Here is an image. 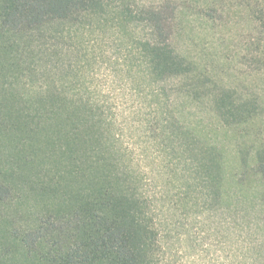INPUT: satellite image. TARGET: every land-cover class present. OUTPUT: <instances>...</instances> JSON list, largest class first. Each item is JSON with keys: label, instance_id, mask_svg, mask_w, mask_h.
<instances>
[{"label": "trees", "instance_id": "trees-1", "mask_svg": "<svg viewBox=\"0 0 264 264\" xmlns=\"http://www.w3.org/2000/svg\"><path fill=\"white\" fill-rule=\"evenodd\" d=\"M223 1L0 0V264H171L181 236L176 213L199 220L210 236L212 215L246 205L237 176L247 167L261 182L262 239L237 241L231 254L233 264H264V148L253 166L233 169L226 186L219 143L201 138L170 97L198 69L178 51L177 33ZM235 1L249 17L243 63L264 71V0ZM95 27L119 39L130 59L136 140L78 70L69 78L64 67L49 74L41 64V82L26 78L28 42ZM209 106L224 126L257 109L227 88ZM27 200V209L17 208Z\"/></svg>", "mask_w": 264, "mask_h": 264}, {"label": "rangeland", "instance_id": "rangeland-1", "mask_svg": "<svg viewBox=\"0 0 264 264\" xmlns=\"http://www.w3.org/2000/svg\"><path fill=\"white\" fill-rule=\"evenodd\" d=\"M235 3V0H225L215 4L207 12L210 14L209 19L204 16L199 18L196 14L195 22L192 21L195 24L184 25L181 33H177L178 51L192 58L198 69L185 87H177L170 92L180 117L192 121L201 138L219 143L223 166L228 171L224 180L226 186L232 180L229 173L237 166H253L256 149L264 148V71L243 63L242 46L247 36L249 17L244 6L240 8ZM95 30H78V37H71L65 31V35L58 38L50 36L49 32L41 40L28 42L30 46L26 45V51L31 56L27 57L30 71L26 78L34 84L41 82L38 75L41 64L49 66V74L57 70L60 72L64 67L62 72L68 74L69 78H75L72 72L78 70L82 75L79 82L97 89V95L112 107L118 120L130 126L125 130L127 139L131 135L133 138L138 131L135 130L137 121L131 120L135 100L126 72L130 59L124 57L125 52L120 47L122 43L119 39H113L96 27ZM82 31L85 35H82ZM41 45L42 52L47 54L43 60H39ZM15 73L19 76V71ZM224 88L233 91L238 100L249 99L256 105V111H252V116L240 125H222L224 123L218 122V117L209 106L210 97L220 94ZM117 103L126 109L116 107ZM237 177L240 179L237 190L246 205L243 202L239 207L233 205L225 215L221 211L212 215L210 221L214 230L210 236L204 233L199 220L192 221L191 217L187 219L179 212L176 213L174 220L181 236L175 241L179 253L171 264H233L231 253L237 241L240 244L261 241L262 235L256 229L258 224L255 215V207L260 204L255 196L261 182L253 176L249 167L244 168ZM31 202L27 200L26 204H18L17 208L20 206L25 210ZM173 214L172 210L164 213L171 217ZM249 228L252 230L251 237L245 234ZM253 257L257 258V255L254 253Z\"/></svg>", "mask_w": 264, "mask_h": 264}]
</instances>
